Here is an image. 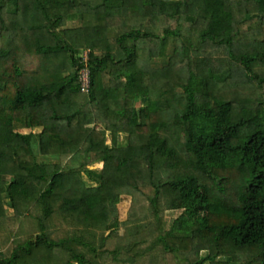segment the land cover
Segmentation results:
<instances>
[{
	"label": "trees",
	"instance_id": "obj_1",
	"mask_svg": "<svg viewBox=\"0 0 264 264\" xmlns=\"http://www.w3.org/2000/svg\"><path fill=\"white\" fill-rule=\"evenodd\" d=\"M263 67L264 0H0V264H126L53 236L136 192L133 262L264 264Z\"/></svg>",
	"mask_w": 264,
	"mask_h": 264
},
{
	"label": "rangeland",
	"instance_id": "obj_2",
	"mask_svg": "<svg viewBox=\"0 0 264 264\" xmlns=\"http://www.w3.org/2000/svg\"><path fill=\"white\" fill-rule=\"evenodd\" d=\"M210 51V48L206 49L207 53ZM108 141H111L110 137H108ZM91 168L101 171L103 164H96ZM148 195L149 193H147V196ZM120 208L122 210L121 222L124 223H120L119 225H108L104 229H95L89 226L76 227L74 225H66L60 222L59 226L57 227L59 234L57 233L53 237L56 238L59 236L72 235L74 232L81 231L82 236H84L87 241L99 243L104 236H108V250L114 251L116 249H120V253L122 254L121 258L126 264H138L137 261L139 258L133 262V255L137 252V249L128 251L124 248L128 247L131 242H133L134 238L145 232L147 228L154 222L156 218V211L153 206L150 205L147 198L143 195V192H136L131 196V198L125 197L120 204ZM166 217L167 219L171 218L170 213H166ZM8 221L9 217L4 216V219L0 218V236L2 235L1 232L9 228L8 225L11 223ZM116 227H118V229H115ZM148 247L149 245H145L142 251H145V249ZM156 254H158V252L155 251V255ZM105 260L106 262H103V264H124L118 262L116 263L112 261L110 257ZM100 264H102V262ZM139 264L147 263L141 261ZM172 264L174 263L172 262Z\"/></svg>",
	"mask_w": 264,
	"mask_h": 264
},
{
	"label": "built area",
	"instance_id": "obj_3",
	"mask_svg": "<svg viewBox=\"0 0 264 264\" xmlns=\"http://www.w3.org/2000/svg\"><path fill=\"white\" fill-rule=\"evenodd\" d=\"M79 84L82 94H88L91 90V71L88 66L81 68L79 73ZM1 253V252H0Z\"/></svg>",
	"mask_w": 264,
	"mask_h": 264
}]
</instances>
